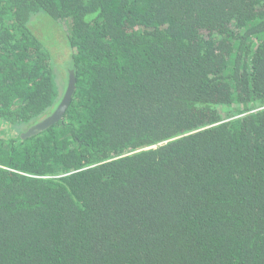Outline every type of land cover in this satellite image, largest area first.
<instances>
[{"label":"trees","instance_id":"trees-1","mask_svg":"<svg viewBox=\"0 0 264 264\" xmlns=\"http://www.w3.org/2000/svg\"><path fill=\"white\" fill-rule=\"evenodd\" d=\"M0 125V264H264V0H0Z\"/></svg>","mask_w":264,"mask_h":264},{"label":"rangeland","instance_id":"rangeland-1","mask_svg":"<svg viewBox=\"0 0 264 264\" xmlns=\"http://www.w3.org/2000/svg\"><path fill=\"white\" fill-rule=\"evenodd\" d=\"M36 23H38V35L40 32L45 35L46 39H49L51 41L49 45H56L54 46L55 48L53 49V57L54 60L57 64L58 72L61 75L66 74L67 71V61H65L66 58V52L64 51V45L62 43V31L59 29L58 25L54 23V21H51L49 18L44 17V18H39ZM41 35V34H40ZM39 35V36H40ZM65 85L67 84V74L65 76ZM238 110H242V107H238L237 105L233 108V111L240 112ZM234 112H230V110L227 108L226 111L223 112L224 117L229 116V114H232ZM243 115H238L235 118H239ZM9 128L8 125H0V136L6 135L7 134V129ZM14 134V133H13ZM11 134V136L13 135Z\"/></svg>","mask_w":264,"mask_h":264},{"label":"water","instance_id":"water-1","mask_svg":"<svg viewBox=\"0 0 264 264\" xmlns=\"http://www.w3.org/2000/svg\"><path fill=\"white\" fill-rule=\"evenodd\" d=\"M70 73H71V76H70L67 91L65 93L63 100L61 101L60 105L58 106L57 110L51 116L46 118L45 120L41 121L37 125L28 129V131L26 133L22 134V138H28V137L35 136V135L43 132L44 130L48 129L49 127L55 125L58 121H60L63 118L64 114L66 113V111H67V109H68V107L72 101L74 88H75L74 73H73V71H71Z\"/></svg>","mask_w":264,"mask_h":264}]
</instances>
